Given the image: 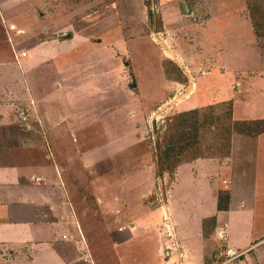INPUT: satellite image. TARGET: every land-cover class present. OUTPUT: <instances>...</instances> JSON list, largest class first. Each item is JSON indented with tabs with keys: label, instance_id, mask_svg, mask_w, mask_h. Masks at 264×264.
Returning <instances> with one entry per match:
<instances>
[{
	"label": "rangeland",
	"instance_id": "rangeland-1",
	"mask_svg": "<svg viewBox=\"0 0 264 264\" xmlns=\"http://www.w3.org/2000/svg\"><path fill=\"white\" fill-rule=\"evenodd\" d=\"M241 12L248 14L246 0H0L7 30L0 34V79H28L36 107L49 113L45 126L58 124L47 136L65 141L61 151L73 152L74 163L80 156L90 163L85 171L77 166L72 180L78 206L88 208L83 231L96 249L86 254L83 243L62 239L41 248L30 243L26 251L31 244L54 250L58 258L49 264H217L219 251L231 264H264L256 257L264 246L230 258L264 238V133L234 132L244 124L234 126L226 114L233 102L234 118L264 119V36L246 26ZM20 49L28 56L18 60ZM165 58L179 64L189 85L166 78ZM209 58L214 66L204 69ZM195 107L197 115L183 116L196 121L190 130L196 148L185 157L207 158L179 166L169 188V176L156 169L158 133L168 116ZM223 176L231 211L219 214V235L210 232L203 242L198 231L206 226L209 234ZM91 187L106 190L100 211L91 191L86 196ZM231 244L238 248L228 250ZM17 262L12 255L0 260Z\"/></svg>",
	"mask_w": 264,
	"mask_h": 264
},
{
	"label": "crops",
	"instance_id": "crops-1",
	"mask_svg": "<svg viewBox=\"0 0 264 264\" xmlns=\"http://www.w3.org/2000/svg\"><path fill=\"white\" fill-rule=\"evenodd\" d=\"M241 13L242 19L246 22L247 26L249 22L251 23V20L248 14L245 12ZM211 18L212 15L208 22ZM249 28L253 31L252 23ZM23 49H20L21 55L17 54L16 59L20 60L19 58L23 57L22 51L26 52ZM18 50L15 51L18 52ZM253 52L255 55L256 47L253 49ZM27 56H24V58ZM203 63L204 69H206L205 67L212 69L214 66V61L211 58L206 59ZM203 72H208V70H203ZM33 89L28 79H0V260L9 259V256L12 255V257L15 256L17 259V264H21L22 260H26L27 264H35V261L37 262L38 260L42 262L40 264H49V260L58 258V254L55 255L54 250L45 251L44 253L37 251V248L32 245L34 243L38 244L35 246L41 248L43 246H50L44 243H53L64 239V241L74 243L76 246H80L83 243L86 254L96 249L91 248L87 240L88 237L83 231L81 220L84 222L88 221V208L86 206L83 208L78 206V191H75L72 180L73 176L75 177L72 172L76 170L77 166L85 171L87 167L88 169L90 168V163L83 162V156L79 157L80 163H74L73 159L75 155L73 152L61 151V148L65 147V141L58 140V136L52 138L51 136H47L49 133L57 131L56 127L58 124H54V121L52 124L49 123L48 126H45V116H48L49 113L44 115L45 112H41L40 103H38V108L36 107V99L31 94L32 92H30ZM25 90L29 93L26 94ZM41 90L45 95L47 94L45 87L41 88ZM232 107L234 117V104H232ZM196 108L199 107L183 111L194 110ZM52 116L54 117V115ZM44 135L47 137L45 140L43 139ZM74 141L76 142L73 136V139L69 140L68 144L70 145ZM202 158L207 157H196L182 161L175 168L169 182L166 179L168 175L164 177L168 186L173 178L178 175L177 170L179 166L181 167L184 163L189 164ZM225 161L221 162L225 163ZM76 178H78L77 174ZM222 179L225 185L215 190L217 208L208 217L211 218L212 222L209 234L205 232L206 226L203 232L202 228L198 231V237L203 242L210 236V232H214L215 237L219 235L221 231L218 233L216 230V224H219L221 218L219 214L225 212L229 214L231 211V188L226 185V177L223 176ZM90 189L87 188L86 196H89V192L91 191L90 194L93 195L94 207L100 211L101 199L105 195L104 191L106 190L103 189V192L98 193L93 187ZM167 195L169 199L170 190L167 192ZM220 195L225 196L224 201L221 202L226 206L225 208H220ZM145 206L147 205L145 204ZM86 208L87 210H85ZM161 209L164 215L168 216V212L165 210L167 207L164 202H161ZM78 212H85L86 214L79 216ZM201 217L202 221H206V217ZM228 223L229 219L227 225ZM202 226H204V222ZM130 227L134 231L136 228L135 223H132ZM121 229L122 227H119V230ZM222 235L225 237L226 233H222ZM131 236L132 234L128 238ZM257 237L255 236L256 239H258ZM263 241V237L255 243L248 240L251 244L249 246L245 244L240 250L234 249L238 248L235 246L236 244H231L228 246V250H236L235 252L242 254L239 258L244 259L248 252L264 246ZM30 243H32V250H28V252L26 251L27 245H30ZM175 244L177 249H179V242ZM254 245H257V247L250 249ZM18 249L19 251H17ZM165 249L168 251L167 248ZM7 250L10 251L8 252L10 255L8 256H6L5 252ZM12 250L16 251L12 252ZM169 252L168 255L171 254ZM216 252L218 251L215 250ZM221 253L219 251L217 253L219 256L214 259L215 261L216 259H221L217 264L223 261L227 262L226 264H231L232 260L226 259V255L219 258L220 255H223ZM86 256H90V254ZM256 257L264 262V248L261 249L260 255H256ZM72 259L78 260V256Z\"/></svg>",
	"mask_w": 264,
	"mask_h": 264
},
{
	"label": "trees",
	"instance_id": "trees-1",
	"mask_svg": "<svg viewBox=\"0 0 264 264\" xmlns=\"http://www.w3.org/2000/svg\"><path fill=\"white\" fill-rule=\"evenodd\" d=\"M247 10L249 14V18L252 23L253 32L256 36L262 37L264 36V0H246ZM156 22L158 23L159 30L162 29V20L160 17H155ZM6 27L4 26L1 17H0V34L1 37H4L6 35ZM163 69L164 74L166 78L171 82H176L180 84H190V80L187 77V75L184 73V71L181 69L179 64L177 62L172 61L169 58H165L163 61ZM229 108L226 111V114L228 113V119H230L234 126H239L244 124L243 126L236 128L234 126V132H241L247 135H259L261 133H264V119H256V120H235L233 117V107L232 103H229ZM193 113L194 115H197L199 113L197 110L190 111V112H183L179 113L178 115H174L165 120L164 122V131L162 132V128L159 131V139L156 144V149L154 152V156L156 157L155 163H156V169L157 173L161 177L169 176V180L171 179V175H173V172L175 168L184 160L190 159V158H196L201 155V153L196 152L195 154L188 158L185 157L188 155L189 151L194 152V148H196L195 145V139L196 136L191 137V127L192 124H195L196 121H192L189 118L185 119L183 116L189 115ZM226 116V117H227ZM176 120V122H175ZM195 120V119H194ZM177 121H180L181 123H177ZM212 125L214 123H211ZM247 124V125H246ZM212 129H216V125L211 126ZM236 128V129H235ZM230 130V129H228ZM230 132L228 136H230ZM212 133L214 131L212 130ZM189 137V138H187ZM231 139V138H230ZM228 139L227 142L230 140ZM229 143V142H228ZM223 195H220V208H225L226 206L223 205L221 202L224 201ZM228 197V195H227ZM227 199V198H226ZM225 204V202H224Z\"/></svg>",
	"mask_w": 264,
	"mask_h": 264
},
{
	"label": "water",
	"instance_id": "water-1",
	"mask_svg": "<svg viewBox=\"0 0 264 264\" xmlns=\"http://www.w3.org/2000/svg\"><path fill=\"white\" fill-rule=\"evenodd\" d=\"M71 37V34H66V35H63V36H59L60 39H65V38H70ZM236 255L235 252H232L231 253V257H234Z\"/></svg>",
	"mask_w": 264,
	"mask_h": 264
},
{
	"label": "built area",
	"instance_id": "built-area-1",
	"mask_svg": "<svg viewBox=\"0 0 264 264\" xmlns=\"http://www.w3.org/2000/svg\"><path fill=\"white\" fill-rule=\"evenodd\" d=\"M25 55V52L24 51H22V56H24ZM161 118V117H160ZM241 255V253H236V255L234 256V257H237V256H240ZM230 258H233V257H231L230 256ZM227 262H224V263H222V264H226Z\"/></svg>",
	"mask_w": 264,
	"mask_h": 264
},
{
	"label": "clouds",
	"instance_id": "clouds-1",
	"mask_svg": "<svg viewBox=\"0 0 264 264\" xmlns=\"http://www.w3.org/2000/svg\"><path fill=\"white\" fill-rule=\"evenodd\" d=\"M242 255V254H241Z\"/></svg>",
	"mask_w": 264,
	"mask_h": 264
}]
</instances>
